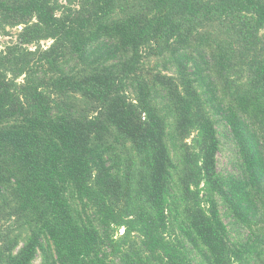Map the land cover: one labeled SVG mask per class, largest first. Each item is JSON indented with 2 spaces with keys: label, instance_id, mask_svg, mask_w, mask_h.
Wrapping results in <instances>:
<instances>
[{
  "label": "trees",
  "instance_id": "trees-1",
  "mask_svg": "<svg viewBox=\"0 0 264 264\" xmlns=\"http://www.w3.org/2000/svg\"><path fill=\"white\" fill-rule=\"evenodd\" d=\"M0 36V264H264V0H0Z\"/></svg>",
  "mask_w": 264,
  "mask_h": 264
},
{
  "label": "rangeland",
  "instance_id": "rangeland-1",
  "mask_svg": "<svg viewBox=\"0 0 264 264\" xmlns=\"http://www.w3.org/2000/svg\"><path fill=\"white\" fill-rule=\"evenodd\" d=\"M19 29H14L12 31L13 33V38L12 39H17V31ZM11 37H3L0 36V47L4 42L10 40ZM50 42H43V44H49ZM223 144L221 146V150L218 154V168L222 172H227L231 170L232 168V162L235 159V147L232 141L229 139V136L224 135L222 137ZM228 222V219H225ZM32 264H41V257L38 256Z\"/></svg>",
  "mask_w": 264,
  "mask_h": 264
}]
</instances>
